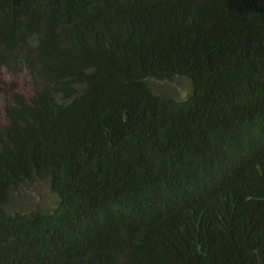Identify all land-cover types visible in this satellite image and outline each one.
Masks as SVG:
<instances>
[{
  "label": "trees",
  "instance_id": "16d2710c",
  "mask_svg": "<svg viewBox=\"0 0 264 264\" xmlns=\"http://www.w3.org/2000/svg\"><path fill=\"white\" fill-rule=\"evenodd\" d=\"M0 264H264V0H0Z\"/></svg>",
  "mask_w": 264,
  "mask_h": 264
},
{
  "label": "rangeland",
  "instance_id": "374dc122",
  "mask_svg": "<svg viewBox=\"0 0 264 264\" xmlns=\"http://www.w3.org/2000/svg\"><path fill=\"white\" fill-rule=\"evenodd\" d=\"M154 92L161 96H168L178 101L186 100L191 94L189 81L185 79H175L173 82L148 80ZM47 182H34L26 184L21 189L13 192V203L9 205L10 213H28L38 206H53L55 197L49 192Z\"/></svg>",
  "mask_w": 264,
  "mask_h": 264
}]
</instances>
